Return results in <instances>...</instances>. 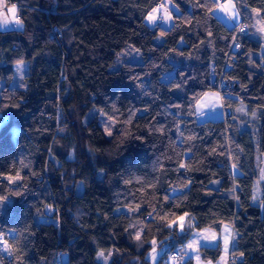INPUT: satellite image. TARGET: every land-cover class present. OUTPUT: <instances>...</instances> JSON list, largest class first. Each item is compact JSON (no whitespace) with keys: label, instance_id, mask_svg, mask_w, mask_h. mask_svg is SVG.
Returning <instances> with one entry per match:
<instances>
[{"label":"trees","instance_id":"16d2710c","mask_svg":"<svg viewBox=\"0 0 264 264\" xmlns=\"http://www.w3.org/2000/svg\"><path fill=\"white\" fill-rule=\"evenodd\" d=\"M170 1L178 11L163 28L144 21L162 0H11L23 28L0 30V232L14 231L9 243L20 234L21 254L4 264H97L98 249L111 251L109 264H148L151 240L166 247L162 261L191 229L223 224L235 233L228 264H264V181L258 204L252 194L264 152V65L248 57L261 42L238 37L220 94L231 114L199 122L195 104L217 90L237 24L213 14L219 0ZM235 2L246 24L249 8L264 22V0ZM127 44L142 61L109 70ZM21 60L30 68L18 89L10 83ZM238 102L257 110L253 132L239 128L246 116L234 119ZM93 108L112 117V135L85 120ZM17 175L15 184L4 178ZM185 212L192 224L178 234L168 225ZM199 252L215 261L220 247Z\"/></svg>","mask_w":264,"mask_h":264},{"label":"rangeland","instance_id":"374dc122","mask_svg":"<svg viewBox=\"0 0 264 264\" xmlns=\"http://www.w3.org/2000/svg\"><path fill=\"white\" fill-rule=\"evenodd\" d=\"M164 2L163 3H167V5H171V9H175V6L173 5V3L170 1V0H163ZM225 0H221L218 2V4H221V3H224ZM232 3H234L233 0H231ZM235 4V3H234ZM251 11H250V15L252 14L253 17H255V21L258 22V23H262L264 25V22L261 21L259 18H258V15H257V10L256 9H252V8H249ZM169 7H168V12L167 13H164V17L163 20L164 22L163 23H160L162 26L164 27H167L168 23H169V19H167V15L170 14V11H169ZM253 10H256L255 12ZM235 11L237 12V8H235ZM213 14L218 18L220 19L221 21H223L225 24H234L235 21L237 20L238 17L236 18H233V15L230 11H220L217 6L213 9ZM149 21V20H147ZM150 23V22H148ZM12 26V25H11ZM1 28H4V27H0ZM162 36L159 34L157 35L155 38H154V43L155 44H160L162 42ZM248 57L249 58H258L260 59L261 61L263 60L261 58V56L259 55V53L255 50H250L248 52ZM130 62V63H138V62H141L142 61V54H141V51L136 48L134 45L132 44H127L123 49H121L120 51H118L115 55V58H114V61L111 63V65H109L108 69L109 70H115L117 69L122 62ZM25 64H24V67L20 69V72L17 73L16 70H15V65H14V76H13V79H12V85L13 87L15 88H24L22 87V84H23V81L20 79V74H24L26 75V73L29 71V68H30V62L29 61H24ZM172 76V71H168L166 73H164L161 78L163 80H168L170 77ZM219 94L215 91H209L207 92V94H205L204 97L201 98L202 102L201 104H203V107L200 108V109H197L198 110V113L199 115L197 116V121L201 122V121H205V120H218L220 118H222L223 116V108L220 104V98L218 96ZM217 96H218V99H217ZM219 100V102H218ZM234 113H235V116H234V119L235 120H239V116H246V119L242 120V121H239V128L240 129H249L250 131H254L256 129L255 127V124H256V118H257V110H253L251 112L248 111L247 109V106L243 103V102H238L235 107H234ZM201 114V115H200ZM91 116H94L96 119H97V122L99 123V125L102 127L103 129V132L106 136H109L106 131H105V127L103 126L105 122L108 123V125L110 124L111 125V131L113 129V126H114V123L113 121H110L108 118H106L104 115L102 116L101 113H99L97 111V109L93 108L89 111L88 115L86 116L85 120L88 119L89 117ZM6 119V117H0V125L1 123ZM17 132V129L14 128L13 129V134L15 135ZM253 141L255 143V146L257 145V138L255 135H253ZM255 163H256V167L257 169H259V166L264 163V152L262 154H257L256 155V158H255ZM258 171V170H257ZM4 178H7V177H4ZM260 178H261V175L258 171V176H257V179H255L254 181V191L255 193H257V190H258V187H259V181H260ZM81 189H82V186L81 184L79 183L78 184V187H77V193H80L81 192ZM114 212L115 213H121V212H124V213H131L132 212V208L131 207H127V206H117L115 209H114ZM187 212L181 214L180 216H184ZM187 217L185 219V225H184V229L183 231L180 230V228L178 227V225H176V227L178 228L177 230V233L178 234H181L183 232H185V228H189V224H192V217L190 215V213H187ZM190 218V219H189ZM227 225V224H224V226ZM191 229V228H190ZM210 233V234H208ZM212 233H215V230L213 229H210V228H202V229H199V230H196V229H191L190 231V235L188 236V238L181 244H176L175 247L180 250V252L183 254L184 258L185 259H192V263L193 264H197V255H199L200 257V264H208L209 261H211V264H220L221 263V259L225 258V249L221 248L220 244H218V242L215 240H212L211 239V234ZM14 231L13 230H8L7 231V235L9 237H13L14 236ZM203 235H208L209 236V239L207 241H204L202 239H199L200 236H203ZM193 241H196V244H194V247H198V252H194L192 251L191 249H189L187 247V245L189 243H192ZM212 244H215V245H212ZM216 246V245H219L220 247V256L217 258V260L215 261H212V260H203L202 257L200 256V253H199V248L200 246ZM150 250H148L147 252V259L149 260L148 264H156L157 262V254H155V252L157 253V246H153L152 248H149ZM153 249H155V252H153ZM105 252V255H107L109 257V260H108V264L110 262V259H111V251L110 250H103ZM6 255V254H4ZM7 256V255H6ZM62 258L64 259L65 257L62 256ZM96 261H97V264H104L103 262V259H97L96 257ZM166 261L169 263V264H176V262L171 259V257H167Z\"/></svg>","mask_w":264,"mask_h":264},{"label":"crops","instance_id":"0c3cea01","mask_svg":"<svg viewBox=\"0 0 264 264\" xmlns=\"http://www.w3.org/2000/svg\"><path fill=\"white\" fill-rule=\"evenodd\" d=\"M219 1H221V0H219ZM234 1V3H235V5H236V2H235V0H233ZM164 1L162 0V2L161 3H163ZM2 3H7V1L6 0H2ZM161 3H159L158 5H156L155 7H153L147 14H146V16L144 17V21H145V23L149 26V27H154L155 25H157V24H159L160 26H162L160 23H163L164 22V20L163 19H161L160 18V14H156L157 15V20L155 21V22H150V23H148L149 21H147L148 20V16L150 15V14H152V10L154 9V8H157ZM173 3V2H172ZM15 6V9H16V12H15V18H13V16H12V14L8 11V9L9 8H11L12 6ZM173 5L175 6V9H171V5H169L168 7H169V11H170V13H171V19L169 20V23H168V25H167V27H164V26H162L163 28H168L171 24H172V14H173V12H177L178 11V7L173 3ZM236 8H237V12L239 13V15H238V18H237V20L235 21V23L233 24H226L227 26H229V27H231V26H234V25H236L239 21H240V19H243V15L241 14V12H240V10H239V8L237 7V5H236ZM250 9H248V12H247V14H246V22H247V25H248V29H247V32H246V34L244 35V36H246V37H249V38H252V39H256V40H259L260 42H261V45H260V48H259V50L257 51L258 53H259V55L261 56V58L263 59L262 61H261V63L264 65V31H262L261 30V28L262 27H264V25L262 24V23H258V22H256L255 21V17H253V15L251 14L250 15ZM5 18H7V23L5 22ZM259 18V17H258ZM17 19H18V13H17V5L15 4V3H11L10 5H9V7H7V8H5V7H0V27H4V28H1L0 30H4V29H10V28H16V29H21V26H20V24H18L16 21H17ZM244 20V19H243ZM257 20V19H256ZM223 22V21H222ZM12 25V26H11ZM15 65V64H14ZM14 65H13V72H14ZM28 73V72H27ZM26 73V74H27ZM13 76H14V74H13ZM13 79V78H12ZM11 83H12V81H11ZM10 83V84H11ZM11 86L13 87V85L11 84ZM15 88V87H14ZM25 88V87H24ZM18 89H23V88H18ZM209 91H213V92H217L219 95V98H220V104H221V95H220V93L217 91V90H208V91H206L200 98H199V100L196 102V104H195V117H196V119H197V116L199 115V113H198V108H197V104L198 103H200L201 104V102H202V100H201V98L202 97H204L205 96V94H207V92H209ZM218 96H217V99H218ZM218 102H219V100H218ZM221 106H222V104H221ZM223 108V107H222ZM224 110V109H223ZM201 115V114H200ZM224 116H225V110L223 111V116H222V118H220V119H224ZM202 122V121H201ZM263 164L264 163H262L260 166H259V169H257L258 171H259V173H260V175H261V178H260V181H259V183L260 182H263L264 181V173H263ZM259 193H260V190H259V187H258V190H257V193H255V191H254V185H253V188H252V194H253V199H254V203H256V204H258V199H259ZM228 225V227H229V230L231 231V233L233 234V229H232V225H230V224H227ZM224 224L220 227V229L218 230V231H215V235H216V241L218 242V244H220V246H221V248H223V249H225V244H224V237L225 236H228V233H226L225 231H224ZM176 230H178V228L176 227ZM208 234H210V233H208ZM213 234V233H212ZM212 234H211V236H212ZM228 240H229V242H228V246H227V250H225L226 252H225V258H223V259H221V263L220 264H228L229 263V261H230V259L232 258V256L230 255V248H231V244H232V235L231 236H228ZM149 244L151 245L150 246V248H152L153 246H157V243H155L154 242V240H151L150 242H149ZM167 244H169V243H167ZM212 245H215V244H212ZM203 246V245H202ZM202 246H200V247H202ZM158 248V250H157V253L155 252V254H157V262H156V264H169L167 261H166V259H167V257L169 258L170 257V252L166 255V258H165V260H160V257H161V255L164 253V250H166V247L165 246H161L160 248L159 247H157ZM150 250V249H149ZM174 250H177L178 252H179V254H180V257H181V262L184 264L185 262L187 263V264H193L192 263V259L190 258V259H185L184 258V256H183V254L180 252V250H178L176 247H174ZM200 253V252H199ZM200 256H201V253H200ZM202 257V256H201ZM172 259V258H171ZM203 260H206V259H204V258H202ZM149 261V260H148ZM176 262V261H175ZM176 264H178L177 262H176Z\"/></svg>","mask_w":264,"mask_h":264},{"label":"snow or ice","instance_id":"6c2138e0","mask_svg":"<svg viewBox=\"0 0 264 264\" xmlns=\"http://www.w3.org/2000/svg\"><path fill=\"white\" fill-rule=\"evenodd\" d=\"M0 7H3L2 0H0ZM217 8L220 11H230L232 13V15H233V18H236L239 15V13L235 11L236 5L234 3H232L231 0H225L224 3L217 4ZM8 11L12 14L13 18H15V12H16L15 6L13 5L11 8L8 9ZM167 12H168V5H167V3H161L157 8H154L152 10V14H150L147 18H148L149 22H155L157 20V15L156 14H160V18L163 19V18H165L163 14L164 13H167ZM257 15H259V12H257ZM166 18L170 20L171 19V15L168 14ZM5 22L7 23V18H5ZM16 22L19 24V21H16ZM241 30H243V29H241ZM261 30L264 31V27H262ZM202 107H203V104H200V103L197 104V108L198 109H200ZM109 120L111 121L112 120V117H109ZM105 131H106V133L108 135H112L111 125L110 124L105 128ZM180 167H186V166L184 164H181ZM233 167L235 168L236 166L233 165ZM7 179L9 180L10 183L15 184L16 181L20 179V177L18 175L15 176V177H11L10 176V177H7ZM0 199L6 200L7 198L6 197H3V198H0ZM187 215L188 214L186 213L184 216L176 217V219L172 220L169 223L168 226L169 227H172L174 225H178V227L180 228V230L183 231L184 225H185V219H186ZM189 227H191V224H189ZM224 231L226 233H228V236H231L232 235L231 231L229 230L228 225H225ZM228 236H225L224 237L225 250H227V246H228V242H229ZM136 239H140V234L139 233H137ZM199 239H202L204 241H207L209 239V236L208 235H203V236H200ZM211 239L212 240H215L216 239V235L214 233L212 234ZM194 244H196V241H193L192 243H189L187 245V247L189 249H191L192 251H194V252H198V247H194ZM153 252H155V249H153ZM196 259H197V264H200V257H199V255H197ZM208 264H211V261H209Z\"/></svg>","mask_w":264,"mask_h":264},{"label":"clouds","instance_id":"9594fccd","mask_svg":"<svg viewBox=\"0 0 264 264\" xmlns=\"http://www.w3.org/2000/svg\"><path fill=\"white\" fill-rule=\"evenodd\" d=\"M239 2V0H237ZM11 4V0H8L7 3H3V7L7 8ZM255 12V10H253ZM19 21V24L21 28H23V21L17 19ZM25 62L23 60L19 61L15 65V70L17 73L20 72V69L24 67ZM20 79L23 81L22 87H27V77L24 74H20ZM101 115H105V113L101 112ZM105 128L108 126V123L105 122L103 125ZM64 129H61L63 131ZM91 151V149H89ZM66 159L68 160H75V150L69 151ZM95 157L92 158V167L95 168ZM97 177L100 178L103 175V169L99 170L96 173ZM83 183V182H81ZM19 235L17 236V239L13 242L9 243V240L7 238V233L0 232V264H4V254L7 255V257H11L13 259H18L20 256V239ZM232 239H235V233L232 234ZM97 259H103L104 264H108L109 257L105 255V252L103 250H97L96 252Z\"/></svg>","mask_w":264,"mask_h":264},{"label":"built area","instance_id":"2783aa9c","mask_svg":"<svg viewBox=\"0 0 264 264\" xmlns=\"http://www.w3.org/2000/svg\"><path fill=\"white\" fill-rule=\"evenodd\" d=\"M241 29H243V30H241ZM246 31H247V24L245 23V21L243 19H240V21L238 22V24L236 26L232 43L230 45L228 54H227L225 62L223 64L222 72H221L219 79L217 81V89L220 93L222 90H224L227 87L228 79H227V77L224 76V73L226 71H228L229 69H231L232 62L235 61L234 51L236 50L237 39L239 36L245 34ZM171 258L173 260H175L178 264H181V258H180L178 251H176V250L172 251L171 252ZM60 263L61 262L59 260H57L55 262V264H60Z\"/></svg>","mask_w":264,"mask_h":264},{"label":"water","instance_id":"95a60500","mask_svg":"<svg viewBox=\"0 0 264 264\" xmlns=\"http://www.w3.org/2000/svg\"><path fill=\"white\" fill-rule=\"evenodd\" d=\"M225 112H226V115H227V116H230V114H231V111H230V109H226V111H225Z\"/></svg>","mask_w":264,"mask_h":264}]
</instances>
